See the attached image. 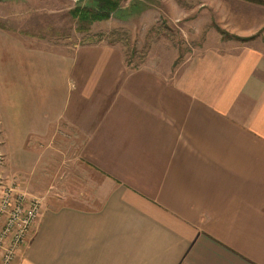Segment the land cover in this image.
Here are the masks:
<instances>
[{"label":"crops","instance_id":"crops-1","mask_svg":"<svg viewBox=\"0 0 264 264\" xmlns=\"http://www.w3.org/2000/svg\"><path fill=\"white\" fill-rule=\"evenodd\" d=\"M240 14L176 71L0 25L2 184L47 191L14 264H264V7Z\"/></svg>","mask_w":264,"mask_h":264},{"label":"rangeland","instance_id":"rangeland-1","mask_svg":"<svg viewBox=\"0 0 264 264\" xmlns=\"http://www.w3.org/2000/svg\"><path fill=\"white\" fill-rule=\"evenodd\" d=\"M94 4L95 0H0V25L17 30L26 39L55 47L65 44L75 49L99 43L119 46L129 69L150 65L152 69L176 71L184 59L209 47L232 49L242 45L241 8L256 12L264 7V0H123L109 19L80 30L70 10L76 5ZM55 157L53 163L61 168L70 162L63 150ZM2 162L0 155V166ZM9 177L0 169L1 186ZM16 180L21 182L18 177ZM22 180L28 195L44 199L47 191L35 192L31 176ZM63 193L61 187L52 194Z\"/></svg>","mask_w":264,"mask_h":264},{"label":"built area","instance_id":"built-area-1","mask_svg":"<svg viewBox=\"0 0 264 264\" xmlns=\"http://www.w3.org/2000/svg\"><path fill=\"white\" fill-rule=\"evenodd\" d=\"M40 198L0 185V264H14L42 215Z\"/></svg>","mask_w":264,"mask_h":264},{"label":"trees","instance_id":"trees-1","mask_svg":"<svg viewBox=\"0 0 264 264\" xmlns=\"http://www.w3.org/2000/svg\"><path fill=\"white\" fill-rule=\"evenodd\" d=\"M122 2L123 0H95L94 5H76L70 13L80 23L78 28L85 30L95 21L109 19L114 12L120 9Z\"/></svg>","mask_w":264,"mask_h":264}]
</instances>
